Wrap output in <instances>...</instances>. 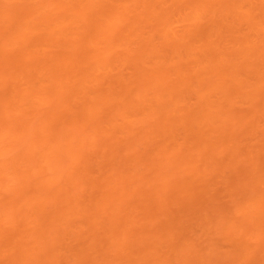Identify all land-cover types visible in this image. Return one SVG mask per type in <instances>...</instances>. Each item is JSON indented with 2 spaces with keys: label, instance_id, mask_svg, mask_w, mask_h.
<instances>
[{
  "label": "bare ground",
  "instance_id": "bare-ground-1",
  "mask_svg": "<svg viewBox=\"0 0 264 264\" xmlns=\"http://www.w3.org/2000/svg\"><path fill=\"white\" fill-rule=\"evenodd\" d=\"M0 264H264V0H0Z\"/></svg>",
  "mask_w": 264,
  "mask_h": 264
}]
</instances>
